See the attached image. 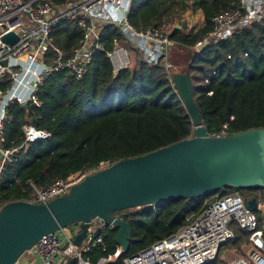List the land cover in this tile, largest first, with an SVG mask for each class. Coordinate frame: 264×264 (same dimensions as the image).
Listing matches in <instances>:
<instances>
[{
	"label": "trees",
	"instance_id": "trees-1",
	"mask_svg": "<svg viewBox=\"0 0 264 264\" xmlns=\"http://www.w3.org/2000/svg\"><path fill=\"white\" fill-rule=\"evenodd\" d=\"M48 1L60 5L65 0ZM236 2L131 0L127 12L129 23L137 29H160L174 14L187 9L202 13L204 25L196 32L182 35L178 28L172 31L174 47L186 52H168L167 60L174 69L188 74L193 101L210 137L264 129V19L236 31L226 41L201 50L195 48L211 30V19L233 9ZM81 34L73 23L63 20L50 38L67 58L79 44ZM125 42L116 26L104 25L101 48L93 54L82 80L66 70L53 72L34 92L39 106L18 100L9 105L1 147L19 149L0 173V207L14 201H31L32 186L44 189L74 173L91 174L105 163L112 165L193 136V123L171 80L172 70L166 69L162 61L148 64L135 52L134 66L113 74L107 53L116 44L129 48ZM11 86L12 81L5 78L0 89L6 91ZM27 125L49 136L25 147L22 128ZM260 190L228 188L223 194L240 193L247 199L250 192ZM216 194L114 212L113 217L129 223L131 237L127 252L107 264H123L125 258L171 236L187 224L189 214H197ZM233 231L235 237L226 246L247 241L246 231L239 226ZM116 233L115 228L103 237L104 251L94 247L85 257L95 261L100 256L114 255L119 248Z\"/></svg>",
	"mask_w": 264,
	"mask_h": 264
},
{
	"label": "built area",
	"instance_id": "built-area-1",
	"mask_svg": "<svg viewBox=\"0 0 264 264\" xmlns=\"http://www.w3.org/2000/svg\"><path fill=\"white\" fill-rule=\"evenodd\" d=\"M130 2L131 0H65L60 5H53L48 0H0V84L5 78L12 81L8 90L0 89V173L19 149L6 150L1 147L5 143L9 105L18 100L21 103L30 101L39 106L34 92L53 72L66 70L76 80H82L87 74L93 54L101 48L99 39L104 25L116 26L134 51L129 52V49L116 44L113 51L107 53L114 75L130 67V54L135 52L148 64L155 65L162 61L166 69H171L172 65L167 60L168 52L176 46V42L170 38V34L177 24L170 32L167 25L160 29H137L127 19ZM263 19L264 0H237L233 9L211 19V30L196 43L195 48L226 41L236 31ZM63 20L73 23L82 33L79 44L67 58L50 38L53 29ZM9 33L18 37L13 45L2 41ZM50 54L51 57L48 56ZM3 60L8 61L7 67L2 66ZM33 65H37L38 69L32 70ZM21 75L26 78V85L30 88V97L24 102L22 96L18 95L22 92L17 85ZM22 131L25 147L49 136L29 125L23 126ZM220 136L223 135L214 137ZM109 166L110 164L105 163L101 169ZM87 175L89 174L77 172L44 189L32 186L33 198L27 202L46 204L65 196L72 186ZM223 191L210 198L197 214H189L185 219V226L171 236L125 258L123 264H210L216 261L222 247L234 239L235 233L230 228L232 222H236L248 233L246 243L250 251L244 257L232 258L227 264H264V189L256 191L247 200L237 193L223 194ZM251 199L255 200L254 211L247 207V201ZM75 226L79 228L77 225L71 227ZM65 229L42 237L32 249L24 253L36 258V263L21 257L15 264H67L72 258H75L74 264H107L120 254L118 248L114 255L100 256L95 261L85 257L94 247L105 250L103 237L115 229L112 223L93 220L79 247L72 244L76 234L73 237L66 236Z\"/></svg>",
	"mask_w": 264,
	"mask_h": 264
},
{
	"label": "water",
	"instance_id": "water-1",
	"mask_svg": "<svg viewBox=\"0 0 264 264\" xmlns=\"http://www.w3.org/2000/svg\"><path fill=\"white\" fill-rule=\"evenodd\" d=\"M176 28L181 29L179 25ZM2 41L13 45L18 37L9 33ZM1 64L7 67L8 61ZM170 70L193 123V136L91 173L67 195L46 204H4L0 207V264H15L42 237L74 225L79 226V232L72 244L79 247L93 220L113 224L117 229L115 243L120 253H125L131 227L113 217L114 212L205 197L228 188L264 189V129L210 137L193 101L188 74L173 66ZM247 207L254 211L255 200L247 201ZM74 263L72 258L67 264Z\"/></svg>",
	"mask_w": 264,
	"mask_h": 264
},
{
	"label": "rangeland",
	"instance_id": "rangeland-1",
	"mask_svg": "<svg viewBox=\"0 0 264 264\" xmlns=\"http://www.w3.org/2000/svg\"><path fill=\"white\" fill-rule=\"evenodd\" d=\"M178 24H181V34L182 35H188L191 34L193 32H196L197 30H199L203 25H204V20H203V16L202 13L200 11H192L191 9H187L186 11L182 12L181 14H174L173 17L171 18L170 22L167 23V26L169 27V32L172 31L174 29V26ZM121 46L125 49H128V47L123 44H121ZM130 52V50H128ZM170 53L173 54H185V50H179L177 47H174L172 49H170L169 51ZM131 55V64L130 67L134 66L137 57L134 56V54H130ZM38 69L37 65H33L32 66V70H36ZM24 91L28 92L29 88L26 86ZM235 192H231L228 194H234ZM254 191L250 192L248 195L249 197H253L254 196ZM240 197L244 198V196L240 193H237ZM247 194V193H246ZM244 200H247L246 198H244ZM238 225L236 222H232L230 223V228H232L233 230L235 228H237ZM247 242V241H246ZM246 242H242L237 246H230V245H225L224 247H222V249L219 252V255L216 259V261H214L213 264H227L232 258L236 257V256H241L244 257L245 255L248 254V252L250 251L247 246ZM24 258V256H23Z\"/></svg>",
	"mask_w": 264,
	"mask_h": 264
},
{
	"label": "crops",
	"instance_id": "crops-1",
	"mask_svg": "<svg viewBox=\"0 0 264 264\" xmlns=\"http://www.w3.org/2000/svg\"><path fill=\"white\" fill-rule=\"evenodd\" d=\"M181 30V29H180ZM125 43H127V42H125ZM121 45V44H120ZM124 45V44H123ZM127 45L129 46V48L131 49L132 47L130 46V44L129 43H127ZM125 46V45H124ZM128 48V49H129ZM129 49V50H130ZM132 50V49H131ZM132 52H133V50H132ZM23 81H24V83L26 84L27 83V80H26V78H23ZM28 88H29V86L28 85H26ZM19 95V97H21L22 96V100H23V102L24 101H27L28 99H29V97H30V88H29V91L28 92H26V91H24V90H22V92L21 93H19L18 94ZM24 105L26 104V102H24L23 103ZM96 224H97V222H96ZM77 232H79V228L78 227H69V228H67V229H65V231H64V234L66 235V236H74L75 234H77ZM61 237H63V236H61ZM23 256H24V258H23ZM22 256V259L23 260H27V261H31V262H35L36 263V258H34L33 256H30V255H28V254H24Z\"/></svg>",
	"mask_w": 264,
	"mask_h": 264
},
{
	"label": "bare ground",
	"instance_id": "bare-ground-1",
	"mask_svg": "<svg viewBox=\"0 0 264 264\" xmlns=\"http://www.w3.org/2000/svg\"><path fill=\"white\" fill-rule=\"evenodd\" d=\"M23 78H24V76L21 75V76L18 78V80H17V85L19 86V89H20V90H24L25 87H26V84L24 83ZM13 94H14V93H13Z\"/></svg>",
	"mask_w": 264,
	"mask_h": 264
}]
</instances>
